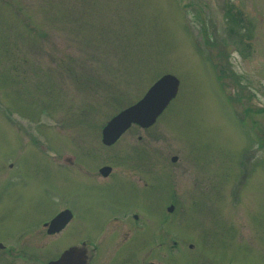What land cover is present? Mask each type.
<instances>
[{
  "label": "rangeland",
  "instance_id": "1",
  "mask_svg": "<svg viewBox=\"0 0 264 264\" xmlns=\"http://www.w3.org/2000/svg\"><path fill=\"white\" fill-rule=\"evenodd\" d=\"M168 72L180 88L159 120L105 144L103 124ZM69 157V177L106 162L132 180L144 163L142 212L164 213L160 227L145 218L155 237L130 264H264V0H0V159L40 170L38 159ZM47 181L46 209L4 200L1 238L51 216L58 195L76 208L86 199L82 182L77 195L74 180ZM79 227L70 241L98 232ZM33 237L38 249L57 239L44 229Z\"/></svg>",
  "mask_w": 264,
  "mask_h": 264
},
{
  "label": "flooded vegetation",
  "instance_id": "2",
  "mask_svg": "<svg viewBox=\"0 0 264 264\" xmlns=\"http://www.w3.org/2000/svg\"><path fill=\"white\" fill-rule=\"evenodd\" d=\"M219 71L221 75L227 72L224 66L220 67ZM239 97L238 100L241 99V96ZM257 113L254 109L248 108L246 116L250 118V115L256 116ZM134 125L139 127L137 123H133L126 131ZM140 127L148 128L149 126L140 125ZM69 158H67L68 160H64L66 158L61 160L38 159V161L43 163L40 170L34 168L31 164L23 167L19 159L15 161L14 159H0V225L6 220L4 218L6 209L3 210L5 199L12 200V208L20 212L35 211L42 207L43 209L44 207L45 209L47 208L48 196H46V200L43 199L41 202L38 199L40 194H44L48 187L44 186L43 190L39 183L41 179L48 183L47 180L50 174L51 178H55L57 181L56 187L59 186L60 180H68L70 183H73L72 180H74V183L77 184L75 193L77 195L83 193L82 190L78 189L79 182L83 183L80 187L86 193L85 200L78 199L81 210L73 206L74 202L72 199L67 198L64 203L63 197L58 195L62 200L55 202L53 199L51 216H40L41 214H37L23 220V224L26 227L17 233L16 239L0 237V256H4L3 260L0 257V264H50L54 263V261H56V264H130L129 254L133 253L135 246L137 245L142 250L143 244L149 240L152 241L153 237H155V234L148 238L144 235L145 218L147 217L149 224L154 225V227H160L164 208L163 211L162 208H159L158 216L153 218L152 221L145 212H142L143 201L140 200V196H143V193H141L143 186H141L142 184L140 185L139 181L145 180L144 163L135 164L138 170L132 180L123 179L120 176L121 171L115 167L116 164L106 162L97 166L94 165V169H74V175L69 177L68 172L65 170V173L62 168L65 167V161L76 162V159ZM133 162L131 161V163ZM105 166H110L107 174L102 171ZM82 171L86 172L89 178L88 176H81ZM97 172H100V174L98 175ZM112 174L116 175V178ZM153 174L156 179L157 175L154 170ZM32 176L36 179L35 182ZM117 176H120V179ZM97 177L100 178L96 179ZM111 178L114 179L111 180ZM88 197L93 199H88ZM103 204L111 205L109 206V212L99 211ZM168 210L173 211L174 209L170 210L168 208ZM164 215L167 217V214ZM58 216H60L58 219L60 223L57 220L54 224L53 219ZM61 220L63 221L62 224ZM19 223H21L19 217L12 219V224L15 228H18ZM73 226L82 228L97 226L98 232L95 235L81 233L74 236L75 239L73 241H70L73 236L70 235L68 229ZM149 227L151 230L152 226ZM42 229L46 231V235H57V239L51 246L49 241L43 242L45 244H43V248L38 249L35 247L33 234ZM66 232H68L67 237ZM154 232L156 233V230ZM64 241H69L67 247L61 246ZM71 248L76 253L74 255H65L64 252ZM22 249H24L23 252ZM139 257L136 264H143L146 260H143L141 256ZM150 264H155V260H151Z\"/></svg>",
  "mask_w": 264,
  "mask_h": 264
},
{
  "label": "water",
  "instance_id": "3",
  "mask_svg": "<svg viewBox=\"0 0 264 264\" xmlns=\"http://www.w3.org/2000/svg\"><path fill=\"white\" fill-rule=\"evenodd\" d=\"M179 85L180 79L173 73L168 72L160 76L140 99L116 113L103 124V141L107 144L114 143L134 122L142 126L152 125L177 95ZM173 159H177V156H173ZM109 169L110 166H105L102 171L107 174ZM169 209H174V205H170ZM59 218L60 216L55 218L53 223L55 224ZM59 221L57 222L60 223ZM75 253L72 248L64 252L65 255H74ZM50 264H56V261Z\"/></svg>",
  "mask_w": 264,
  "mask_h": 264
}]
</instances>
